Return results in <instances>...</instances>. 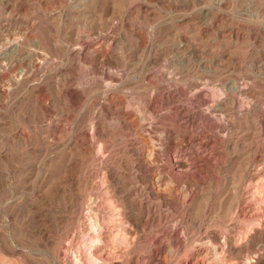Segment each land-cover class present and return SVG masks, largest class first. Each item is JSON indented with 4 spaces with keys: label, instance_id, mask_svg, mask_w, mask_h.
Instances as JSON below:
<instances>
[{
    "label": "rangeland",
    "instance_id": "374dc122",
    "mask_svg": "<svg viewBox=\"0 0 264 264\" xmlns=\"http://www.w3.org/2000/svg\"><path fill=\"white\" fill-rule=\"evenodd\" d=\"M6 1L0 264H264V0Z\"/></svg>",
    "mask_w": 264,
    "mask_h": 264
},
{
    "label": "bare ground",
    "instance_id": "6f19581e",
    "mask_svg": "<svg viewBox=\"0 0 264 264\" xmlns=\"http://www.w3.org/2000/svg\"><path fill=\"white\" fill-rule=\"evenodd\" d=\"M1 1V0H0ZM5 1V0H4ZM8 1V2H7ZM6 2L8 3V4H10L9 3V0H7ZM6 2H4V3H6ZM10 2H13V1H10ZM6 3V4H7ZM2 4V3H1ZM255 4V3H254ZM3 5V4H2ZM252 9V8H251ZM250 9V10H251ZM254 10V9H253ZM253 10H252V12H253ZM248 12H250V11H248ZM247 12V13H248ZM1 13V12H0ZM2 14V13H1ZM246 14V13H245ZM253 15H255V13L253 14ZM248 17V16H247ZM257 19V18H256ZM258 21V20H257ZM263 21V20H262ZM98 39V38H97ZM10 40V39H9ZM22 40V39H21ZM96 41V40H95ZM11 42V41H10ZM25 42V41H24ZM51 42V41H50ZM15 43V42H14ZM16 43H18V42H16ZM15 43V44H16ZM7 44V43H6ZM52 44V43H51ZM90 43H88V46H90L89 45ZM86 45V44H85ZM84 45V46H85ZM108 45V44H107ZM110 45V44H109ZM9 46V45H8ZM23 46V44L22 43H18L17 45H16V48L15 49H17L18 51L21 49V47ZM1 47V46H0ZM79 47V46H78ZM78 47H77V49H78ZM106 47V46H105ZM7 48V47H6ZM14 48V47H13ZM22 48H24V47H22ZM88 48V47H87ZM110 48V47H109ZM74 49V48H73ZM81 49H82V47H81ZM91 50H93V49H95V48H90ZM89 49V50H90ZM100 49V48H99ZM72 50V49H71ZM70 50V51H71ZM76 50V49H75ZM74 50V51H75ZM86 50V49H85ZM107 50V49H106ZM180 50H181V48H180ZM11 51V50H10ZM13 51H15L14 49H13ZM13 51H11V52H13ZM80 51V50H79ZM82 51V50H81ZM95 51V50H94ZM4 52H6V51H4ZM16 52V51H15ZM72 52V51H71ZM93 52V51H92ZM185 52V51H184ZM21 53H22V50H21ZM20 53V54H21ZM69 53V52H68ZM78 53V52H77ZM87 53V52H86ZM85 53V54H86ZM95 53L96 54H98V55H100V56H105V55H107V51H99V50H97V51H95ZM94 53V54H95ZM5 54V53H4ZM13 54V53H12ZM82 54V53H81ZM181 54H182V52H181ZM77 55V54H76ZM83 55V54H82ZM176 55V54H175ZM193 55V54H192ZM208 55V54H207ZM85 55H83V57H84ZM108 56V55H107ZM188 56V55H187ZM81 57V56H80ZM87 57V56H86ZM205 57V56H204ZM10 58V57H9ZM19 58V57H18ZM85 58V57H84ZM109 58V57H108ZM181 58H183V57H181ZM89 59V58H88ZM91 60V59H90ZM212 60V59H211ZM2 61V60H1ZM0 61V62H1ZM5 61V60H4ZM84 61V60H83ZM86 61V60H85ZM88 61V60H87ZM102 61V60H101ZM170 61V60H169ZM207 61V60H206ZM209 61V60H208ZM9 63V62H8ZM168 64V63H167ZM183 64V63H182ZM210 64V63H209ZM209 64H207V66L209 65ZM16 65V64H15ZM99 65V64H98ZM171 65V64H170ZM186 65V64H185ZM212 65V64H211ZM219 66V65H218ZM10 67H11V65H10ZM171 67V66H170ZM0 68H2V67H0ZM202 68V67H201ZM210 69V68H209ZM2 70H3V68H2ZM9 70V69H8ZM22 70V69H21ZM26 69H24V71H25ZM36 70V69H35ZM170 70V69H169ZM216 70V69H215ZM5 73V72H4ZM12 73V72H11ZM22 73H23V71H22ZM208 73V72H207ZM10 74V73H9ZM25 74V73H24ZM175 74V73H174ZM1 75V74H0ZM23 75V74H22ZM11 76V75H10ZM19 76V75H18ZM181 76V75H180ZM2 77V76H1ZM12 79V78H11ZM5 81H7V80H5ZM11 81V80H10ZM13 81V80H12ZM21 82V81H20ZM10 83V82H9ZM17 85H18V83H16ZM10 85V84H9ZM41 85V84H40ZM43 85V84H42ZM58 85H56V87H57ZM61 86H62V84H61ZM77 86H79V85H77ZM103 86V85H102ZM105 86V85H104ZM8 87V86H7ZM40 87V86H39ZM72 87H73V85H72ZM71 87V88H72ZM106 87V86H105ZM13 88V87H12ZM37 88V87H36ZM60 88V87H59ZM75 88V87H74ZM112 88V87H111ZM222 88V87H221ZM16 89V88H15ZM56 89H58V88H56ZM104 89H106V88H104ZM34 90V89H33ZM37 90H40V89H37ZM36 90V91H37ZM54 90V89H53ZM77 90V89H76ZM234 90H236L235 88H234ZM239 90V89H238ZM13 91V90H12ZM32 91V90H31ZM41 91V90H40ZM46 91V90H45ZM50 91V90H49ZM2 92V91H1ZM33 92V91H32ZM223 92V91H222ZM7 93V92H6ZM43 93V92H42ZM58 98H60V99H62V101L65 99V100H67V101H69L68 99H70V98H74L77 94H78V92L75 94V92L72 90V89H67V88H65V86H64V88L62 89V90H58ZM87 94V93H86ZM105 94H107V93H105ZM35 95H36V93H35ZM84 95V94H83ZM5 96H6V94H5ZM49 96V95H48ZM80 97H81V94L79 95ZM79 96H78V99H79ZM104 97V96H103ZM222 97H224V96H222ZM34 98V97H33ZM36 98L40 101V103L42 102V101H44V99L46 98V96L44 97V94L43 95H41V94H37L36 95ZM57 98V99H58ZM77 99V100H78ZM81 99V98H80ZM84 99V98H83ZM89 99V98H88ZM109 99V98H108ZM112 99H113V97H112ZM220 99V98H219ZM218 99V100H219ZM224 99V98H223ZM85 100V99H84ZM221 100V99H220ZM54 101H56V100H54ZM71 101H73V100H71ZM106 101V100H105ZM111 101H113V100H111ZM60 102V101H59ZM110 102V101H109ZM61 103V102H60ZM75 103V102H74ZM104 106H105V104H104ZM108 106V105H107ZM223 108V107H222ZM217 110V109H216ZM221 112V111H220ZM221 116H223V115H221ZM227 117V116H226ZM223 118V117H222ZM225 119V118H224ZM95 129V128H94ZM223 137H224V135H223ZM225 140V139H224ZM220 141V140H219ZM222 142V141H221ZM217 143V142H216ZM219 143V142H218ZM216 145V144H215ZM153 151V149H151V152ZM150 152V153H151ZM148 158H150V157H148ZM151 158L152 159H154V153L152 152V154H151ZM151 160V159H150ZM149 160V161H150ZM154 161V160H153ZM151 162V161H150ZM142 163V162H141ZM154 163V162H153ZM152 163V164H153ZM151 164V163H150ZM186 165V164H185ZM140 167H142V166H140ZM146 167V166H145ZM109 168V167H108ZM112 168V167H111ZM147 168V167H146ZM173 168V167H172ZM115 169V168H114ZM143 169V168H142ZM145 169V168H144ZM146 170V169H145ZM110 173V172H109ZM111 173H112V171H111ZM115 174V173H114ZM119 174V173H118ZM112 175V174H111ZM118 176V175H117ZM122 176V175H121ZM112 177V176H111ZM123 177V176H122ZM115 182V181H114ZM119 182V181H118ZM120 183V182H119ZM116 184V183H115ZM125 184V183H124ZM117 185V184H116ZM121 185V184H120ZM126 186V185H125ZM156 187V186H155ZM153 188V187H152ZM58 189V188H57ZM124 189V188H123ZM54 192V191H53ZM124 193H125V191H123ZM157 193H159V191L157 190L156 191ZM124 193H120V194H124ZM129 194V193H128ZM128 194H126V195H128ZM155 194V193H154ZM54 195V194H53ZM53 195H52V198H53ZM159 195V194H158ZM60 196V195H59ZM125 196V195H124ZM55 197V196H54ZM130 196H128L127 198H129ZM119 198V197H118ZM123 198H125V197H123ZM124 200H126L127 201V206L129 207L128 209H130V212L131 211H135V205H134V203L133 202H131L130 200H127V199H124ZM124 204V203H123ZM184 206V205H183ZM187 207V206H186ZM121 208H122V206H121ZM141 209V208H140ZM187 213V212H186ZM185 213V214H186ZM134 214V213H133ZM121 215V214H120ZM136 215H138V214H136ZM142 215V214H141ZM134 216V215H133ZM123 217V216H122ZM130 218H133V217H131L130 216ZM136 218H137V216H136ZM143 218V217H142ZM146 219V218H145ZM98 220V219H97ZM120 220H121V218H120ZM127 220V219H126ZM138 220V219H137ZM100 221V220H99ZM142 221V220H141ZM116 222V221H115ZM119 222V221H118ZM123 222V221H122ZM134 222H136L137 223V221H134ZM139 222V221H138ZM147 222V221H146ZM113 224H114V222H113ZM120 225V224H119ZM126 226H129V225H126ZM137 226H138V224H137ZM113 227V226H112ZM117 227H118V225H117ZM121 227V226H120ZM142 227V226H141ZM98 228V227H97ZM124 228V227H123ZM137 228V227H136ZM140 228V227H139ZM143 228V227H142ZM100 229V228H99ZM126 229V228H125ZM101 230V229H100ZM118 230V229H117ZM124 230V229H123ZM106 231V230H105ZM111 231V230H110ZM123 232V231H122ZM111 233V232H110ZM119 233V232H118ZM104 234V233H103ZM112 234V233H111ZM110 234V235H111ZM120 234V233H119ZM119 234H116V235H119ZM125 234V233H124ZM115 235V237H117ZM127 235V234H126ZM109 236V235H108ZM114 237V238H115ZM120 237V236H119ZM122 237V236H121ZM125 237V236H124ZM118 238V237H117ZM124 239V238H123ZM104 240V239H103ZM108 240V239H107ZM202 241V240H201ZM103 242V241H102ZM109 242V241H108ZM206 242V241H205ZM102 244V243H101ZM209 245V244H208ZM218 245V244H217ZM212 246H213V244H212ZM95 247V246H94ZM214 247V246H213ZM242 247V246H241ZM220 248V247H219ZM95 249V248H94ZM98 249V248H97ZM215 249V248H214ZM96 250V249H95ZM216 250V249H215ZM227 250V249H226ZM241 250H243L242 248H241ZM98 251V250H97ZM239 251V250H238ZM237 251V252H238ZM242 252H244V251H242ZM103 253V252H102ZM222 254V253H221ZM244 254V253H243ZM97 256V255H96ZM249 259V258H248ZM247 259V260H248ZM103 262V261H102ZM262 262V261H261ZM246 264V263H245Z\"/></svg>",
    "mask_w": 264,
    "mask_h": 264
}]
</instances>
